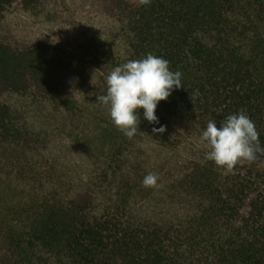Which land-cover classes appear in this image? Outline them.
<instances>
[{"label": "trees", "instance_id": "obj_1", "mask_svg": "<svg viewBox=\"0 0 264 264\" xmlns=\"http://www.w3.org/2000/svg\"><path fill=\"white\" fill-rule=\"evenodd\" d=\"M32 90L94 181L40 163ZM0 264H264V0H0Z\"/></svg>", "mask_w": 264, "mask_h": 264}, {"label": "rangeland", "instance_id": "obj_2", "mask_svg": "<svg viewBox=\"0 0 264 264\" xmlns=\"http://www.w3.org/2000/svg\"><path fill=\"white\" fill-rule=\"evenodd\" d=\"M3 101L17 111V117H21L19 122H26L32 131L45 133L33 147L41 156L40 163L52 170L53 177H68L71 182L77 184L82 180L94 181L98 173L97 165L87 154L82 141L75 136L64 137L68 126L62 120L61 111L55 108L51 101L39 97L33 90L27 95L5 93Z\"/></svg>", "mask_w": 264, "mask_h": 264}]
</instances>
